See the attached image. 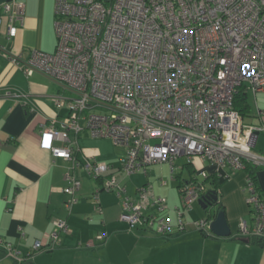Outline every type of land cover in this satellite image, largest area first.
I'll list each match as a JSON object with an SVG mask.
<instances>
[{
	"label": "built area",
	"instance_id": "obj_1",
	"mask_svg": "<svg viewBox=\"0 0 264 264\" xmlns=\"http://www.w3.org/2000/svg\"><path fill=\"white\" fill-rule=\"evenodd\" d=\"M22 10L21 1L0 2L3 36L16 35ZM53 10L52 51L32 48L25 58L1 44L0 51L26 75L40 71L62 88L54 103L68 113L58 126L51 120L39 132L40 144L51 155L69 161L62 188L66 210L80 186L74 170L82 167L101 179L93 192L95 202L100 190L120 195L119 219L130 228L171 232L166 201L148 182L131 195L110 165L80 160L68 134L83 127L123 148L120 165L126 174H146L158 162H167L173 173L172 161L180 155L186 162L214 166L216 175L226 168V177L246 164L264 166V154L253 147L263 127L245 123L232 99L241 87L264 90V0H55ZM3 95L12 92L4 90ZM198 171L202 180L183 179L177 185L176 223L179 230L191 224L209 235L208 215L185 223L182 219L184 209L207 190L204 180L210 172L203 167ZM243 189L251 216L238 219L236 233L264 240V191L247 174ZM53 225L46 237L33 240L26 256L0 235L3 255L20 262L52 249L60 233L70 230L63 218L54 219ZM105 236L101 232L97 237Z\"/></svg>",
	"mask_w": 264,
	"mask_h": 264
},
{
	"label": "crops",
	"instance_id": "obj_2",
	"mask_svg": "<svg viewBox=\"0 0 264 264\" xmlns=\"http://www.w3.org/2000/svg\"><path fill=\"white\" fill-rule=\"evenodd\" d=\"M18 1L23 3L22 25L14 37L7 38L0 33V44L8 53L19 54L21 58L32 48L52 51L56 44L55 0ZM4 90L11 91L12 95L4 96ZM248 90L244 96L248 110L242 118L245 123L263 127L256 133L253 147L264 154V90H250L251 100L247 99ZM58 93H62L58 82L36 70L26 75L0 51V235L20 255L26 256L33 250V240H40L51 232L54 219H65L70 228L60 233L55 247L34 252L20 262L3 255L0 246V264H264V246L256 238L236 233L238 219L246 213L249 219L251 216L242 192L245 169L232 171L226 177L223 175L226 168H221L218 172L221 175H216L217 186L211 185L212 180L208 184L223 206L230 229L226 236L215 235L211 230L209 235L203 234L191 224L179 230L177 218L168 207L165 211L170 214L169 234L160 235L141 226L130 228L119 219L120 195L100 190L95 202L93 192L101 186V179L86 174L82 167L74 170L80 186L71 209L66 210L63 204L66 194L62 188L67 184L64 175L69 161L51 155L40 144L39 132L51 120L58 126L61 117L68 113L65 106L54 103ZM259 110L263 112L261 116ZM68 135L80 160L94 158L110 165V170L131 195L148 182L153 193L162 196L169 205V188L174 187L176 196L175 188L178 191L177 185L190 175L184 156L181 164L174 162L179 156L172 161L173 173L169 165L163 169L165 162H158L150 165L146 174L141 171L126 174L120 165L123 148L115 146L109 137L92 136L85 127L77 133L71 130ZM52 143L62 144L59 140ZM201 167L206 172L214 170L212 165L198 163L196 171ZM156 168L161 173L158 177L165 179L169 175L175 184L169 179L160 184ZM254 175L258 187L264 191V166L255 168ZM230 200L236 208L233 219L225 209ZM101 232H106V236L97 237Z\"/></svg>",
	"mask_w": 264,
	"mask_h": 264
},
{
	"label": "rangeland",
	"instance_id": "obj_3",
	"mask_svg": "<svg viewBox=\"0 0 264 264\" xmlns=\"http://www.w3.org/2000/svg\"><path fill=\"white\" fill-rule=\"evenodd\" d=\"M249 92H250V89L247 92V96H248L247 99L251 100V93H249ZM182 160H184V157L183 156H179L178 158H176V160L174 162L176 164H181ZM168 165L169 164H167V162H165V165L163 166V169L164 170L167 169ZM168 169H169V167H168ZM156 170L158 171V168H156ZM157 171L155 172V175H157V177H158L159 174H161V173L159 171H158L159 172L158 173ZM236 171H243V169H237ZM185 173H187L186 169H184V173L183 174H185ZM194 174H196V177L199 180L203 179V175L199 171H196ZM158 179L160 180V177H158ZM165 179L166 180L169 179L170 182H173V184H175V179L172 178V177L170 178L169 175L165 176ZM208 184H209V181H205L204 180V185H205L206 188H207V186H209ZM167 185L170 186L171 184L168 182ZM164 187H166V186H164ZM169 189L171 191H170V194H169L170 198H168V202L171 203V204L167 205V207L169 208V210L174 212V214H175V216L177 218V222H178V215H177V211H175L176 210L175 207H176V205H179V203H180V200L178 199L179 198V193H178L177 189L175 188V190H176V196H175L174 195V187H171ZM242 192L244 193V196H245L246 195V191L243 189V186H242ZM245 198H246V196H245ZM174 201H175V203H174ZM246 204H247V202H246ZM246 207H248V206H246ZM216 208H217V204L215 203L214 205L209 206L206 209H203L201 207V205L199 204V202L195 200V201L192 202L190 208L184 209L183 215H182V219H183V221L185 223V221L189 222V221L194 220L195 218L197 219V217L198 218L206 217L208 215V213H214ZM225 209H227V213H228L229 217L233 219L235 217L236 208H235V205L233 204V202L231 200L229 201V206H227V208H225ZM165 215H166V218H169L170 214L165 212ZM172 215H173V213L171 214V216ZM243 217L246 218V219H249V213L244 214ZM237 226H238V223H237Z\"/></svg>",
	"mask_w": 264,
	"mask_h": 264
},
{
	"label": "trees",
	"instance_id": "obj_4",
	"mask_svg": "<svg viewBox=\"0 0 264 264\" xmlns=\"http://www.w3.org/2000/svg\"><path fill=\"white\" fill-rule=\"evenodd\" d=\"M244 96H245V88L241 87V88L238 89V91L234 95V98H232L233 99V106L236 109V111H238L240 113L241 116H243L245 114L246 110H248L246 101L244 99L245 98ZM198 163L199 162H197V161L195 163H192V162H188L187 163V165L190 166V173H189L190 175H189V177L185 178V180L196 177V174H194V173L196 172V168H198ZM244 171L246 172L247 175H249L253 179L254 183L258 187V185L256 183L255 175H254L255 167L251 166L249 164H246ZM216 178H217L216 174L213 173V172H210L208 174V176L205 178V180L206 181L212 180V184L211 185L216 187L217 186L216 185L217 184V182H216L217 179ZM206 189H209L208 186H207ZM215 193H216V191H215ZM216 202H217L216 210L217 209H219V210L221 209L224 212V210L222 209L223 208L222 204L219 201H217V200H216ZM216 210L214 211V213H208V217L212 218V216L215 214ZM256 241L258 242V244H261L262 246H264L263 239L256 238Z\"/></svg>",
	"mask_w": 264,
	"mask_h": 264
},
{
	"label": "water",
	"instance_id": "obj_5",
	"mask_svg": "<svg viewBox=\"0 0 264 264\" xmlns=\"http://www.w3.org/2000/svg\"><path fill=\"white\" fill-rule=\"evenodd\" d=\"M216 196L217 194L214 190L207 189L204 194L198 197V202L203 209H206L216 203ZM225 220L224 212L221 209H217L211 220H209V229L213 234L221 236L230 234L229 226Z\"/></svg>",
	"mask_w": 264,
	"mask_h": 264
},
{
	"label": "bare ground",
	"instance_id": "obj_6",
	"mask_svg": "<svg viewBox=\"0 0 264 264\" xmlns=\"http://www.w3.org/2000/svg\"><path fill=\"white\" fill-rule=\"evenodd\" d=\"M204 193H205V192H203L202 194H204ZM202 194H201V195H202ZM210 218H211V217H210ZM210 220H211V219H210Z\"/></svg>",
	"mask_w": 264,
	"mask_h": 264
}]
</instances>
